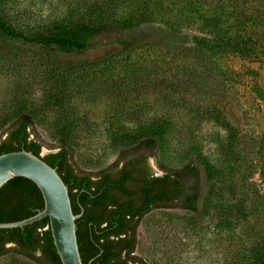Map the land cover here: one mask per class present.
<instances>
[{
	"label": "rangeland",
	"instance_id": "rangeland-1",
	"mask_svg": "<svg viewBox=\"0 0 264 264\" xmlns=\"http://www.w3.org/2000/svg\"><path fill=\"white\" fill-rule=\"evenodd\" d=\"M258 6L260 0L0 3V15L25 33L67 21L146 22L138 30L154 42L134 52L122 53L114 41L128 33H115L81 55H58L82 67L66 80L65 108L44 110L35 132L44 156L56 151L59 129L70 124L75 164L97 172L116 161L122 134L162 121L170 132L149 160L155 175L163 173L159 162L180 167L195 155L220 171L206 216L173 208L144 217L135 254L147 264H253L264 249V57L196 45L207 35L200 14L236 35ZM251 21L243 36L263 43L264 30ZM57 63L49 51L0 39V138L23 103L43 101ZM0 264L34 263L9 255Z\"/></svg>",
	"mask_w": 264,
	"mask_h": 264
},
{
	"label": "trees",
	"instance_id": "trees-1",
	"mask_svg": "<svg viewBox=\"0 0 264 264\" xmlns=\"http://www.w3.org/2000/svg\"><path fill=\"white\" fill-rule=\"evenodd\" d=\"M260 2L253 20L246 18L236 35L221 31L220 22L210 20L205 15L207 11L200 14L207 35L197 38L196 45L213 50L222 48L245 57L259 52L264 57V42L259 43L256 35L243 36L248 21L254 24L255 30H264V0ZM143 21H67L25 33L0 15V39L49 51L58 61L57 71L46 81L43 101L25 102L12 114L5 138H0V156L24 150L57 169L69 188L74 214H82L76 225L84 264L92 259V264H147L135 254L138 228L144 217L153 210L173 208L206 216L215 180L221 177L220 171L202 155L191 157L180 167L159 162L163 174L155 175L149 160L158 158L170 132L168 124L162 121L122 134L116 144L119 150L116 161L97 172H87L75 164L68 123L58 131L56 151L42 155L44 143L35 132L38 117L46 109L65 108L66 80L82 67L77 62H61L58 55H81L95 48L97 39L115 33H128V37L114 42L122 53L134 52L154 42L149 34L138 30L146 23ZM44 207L41 191L26 178H15L0 189V223L26 220ZM9 255L24 257L34 264H62L49 218L23 228L0 229V259ZM253 264H264V249L255 252Z\"/></svg>",
	"mask_w": 264,
	"mask_h": 264
},
{
	"label": "water",
	"instance_id": "water-1",
	"mask_svg": "<svg viewBox=\"0 0 264 264\" xmlns=\"http://www.w3.org/2000/svg\"><path fill=\"white\" fill-rule=\"evenodd\" d=\"M19 177L32 181L38 187L44 199V210L20 222L0 223V229L23 228L49 218L54 245L62 264H84L79 250L76 225L82 214H74L69 188L57 169L28 151L1 155L0 189ZM93 260L88 264H92Z\"/></svg>",
	"mask_w": 264,
	"mask_h": 264
}]
</instances>
